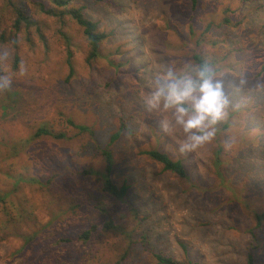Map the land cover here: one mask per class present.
I'll use <instances>...</instances> for the list:
<instances>
[{"label":"rangeland","instance_id":"1","mask_svg":"<svg viewBox=\"0 0 264 264\" xmlns=\"http://www.w3.org/2000/svg\"><path fill=\"white\" fill-rule=\"evenodd\" d=\"M50 1L0 0V78L10 80L0 88V195L15 178L37 177L39 184L22 180L20 187L41 230L24 240L27 218L16 226L0 206V264H65L59 254L67 244L59 242L74 234L70 220L110 221L94 245L104 263L157 264L158 253L183 262L184 244L198 264H246L255 232V264H264V223L257 228L254 218L264 212V0H197L194 10L191 0H75L67 9L83 5L85 17L107 34L89 62L70 17L39 11ZM12 3L35 25L14 28ZM195 54L226 70L238 107L211 142L182 153L183 133L159 123L170 114L148 113L143 99L156 70L194 62ZM39 128L64 138H36ZM115 132L121 138L110 146L111 178L128 188L121 200L103 192L101 175L87 174L103 173L98 150ZM147 150L182 161L186 177L163 171L141 154ZM7 170L10 181L1 175ZM8 199L10 206L25 204L18 193ZM48 239L57 254L38 255Z\"/></svg>","mask_w":264,"mask_h":264},{"label":"trees","instance_id":"2","mask_svg":"<svg viewBox=\"0 0 264 264\" xmlns=\"http://www.w3.org/2000/svg\"><path fill=\"white\" fill-rule=\"evenodd\" d=\"M71 2L75 3V0H51L49 4H39L38 9L45 16L55 17L60 19L64 14H66L70 17V19L74 22V24L81 29L82 36L87 43L89 50L87 61L89 62L98 57L100 45L107 38V34L99 31L98 24L96 22L85 17L84 15L85 8L83 5H81L80 8L72 7L70 9H67L68 5H70ZM191 3L193 10L196 9L197 0H191ZM11 7L15 8L14 9L15 22L13 25L14 28L18 29L22 24H24L25 27H30L32 25H35L36 21L32 20L30 16L25 15V12L23 11L21 5L15 6L12 3ZM229 22H230L229 18H224L223 23L229 24ZM209 28L210 26H207L205 28V31H209ZM203 60L204 59L199 54H195L193 56L194 62H201ZM67 64L69 68H72L70 62V55H68ZM70 72H72L71 69ZM68 123L71 127L77 130L79 134L92 135V131L90 128L81 125H75L71 121H68ZM39 136H47L54 139L64 138L63 134L53 133L45 128H39L35 132V137L37 138ZM120 138H121L120 132L112 133L109 137V142L107 146L101 150H98L104 163L103 173L100 174L99 172L93 170L87 172V174L90 175H101L103 192L107 193L109 196L117 200H121L127 194L128 191L126 185H121L118 187L116 184L113 183L111 178L112 170L114 169V158L112 156L110 146L114 144L116 141H118ZM141 154L147 156L150 160L161 165L163 171L170 172L180 178L186 177V168L182 161L172 160L165 153H162L158 150H147V151H143ZM1 155L2 157H4L3 154ZM2 161L3 158L2 160H0V164ZM1 175L3 178H7V180L10 181V174L8 173V170L6 172H3V174ZM13 180L14 183L12 184L11 188H10L11 183L4 184L5 186L9 185V187L5 191V193L7 194L2 196L0 195V206L2 207L3 211L11 212L12 216L11 217L8 216V217L9 219H11V222H13L16 226L24 222V220H22V217L27 218V221L25 222L26 223L25 226H26V230L27 231L29 230L28 231L29 233L24 234L23 239L27 241H31L32 239L37 237L38 233L41 232V230L39 231L38 229L40 227V224L38 222L35 212H33L34 211L33 206L29 203L30 200L28 196L22 193L23 190L21 191L20 184L22 180H25L24 185H30V183L39 184V182L37 177H33V178L18 177ZM17 193L19 195V198L23 200V202L21 203H25L23 208H19L22 206V204L20 205L16 204L15 206H10V204L8 203L9 201L8 194L9 196L10 195L13 196L14 194L17 196ZM81 203L85 204V201L82 200ZM93 207L96 208L97 206L93 205ZM74 213H75L74 217L76 219H82V216L78 214V211H75ZM254 218L257 228L261 227L264 223V212L260 214H256ZM84 226H86V228H83ZM67 227L69 229L71 228L70 232L73 231L74 234H72L71 237L65 238V240L63 239L60 240L59 242L60 244H67V249L60 254L58 253L60 255V260L62 259L65 264H111V262H107V263L103 262L104 254L98 249H96V247L94 246L96 243V239L100 237L101 231L111 229L112 224L110 223V221L104 223L103 225H97V224L78 225L77 223L70 220ZM252 235H253V243L257 244L256 233L252 232ZM27 241H26L27 244L30 243ZM254 244L251 245L247 244L246 246V252H245L246 264L256 263L253 254V251L255 249L252 247V245ZM44 246L45 248H42L40 252H38V255L43 256L45 252H50L52 253V255L57 254L58 250L54 248L55 246L54 247L52 246V243L49 239L48 241L46 240ZM180 246L182 247L185 253V257H184L185 259L183 262H180V260H176L169 256L158 253V254H153L156 263L157 264H198L194 260L190 259L187 252V246H185L184 244H181Z\"/></svg>","mask_w":264,"mask_h":264},{"label":"clouds","instance_id":"3","mask_svg":"<svg viewBox=\"0 0 264 264\" xmlns=\"http://www.w3.org/2000/svg\"><path fill=\"white\" fill-rule=\"evenodd\" d=\"M226 75L218 64L203 60L181 67L163 65L151 76L143 106L148 113L170 114L159 123L165 132L178 129L183 133L180 152H191L211 142L230 109L238 107L225 86ZM9 86L8 78H0V88Z\"/></svg>","mask_w":264,"mask_h":264}]
</instances>
